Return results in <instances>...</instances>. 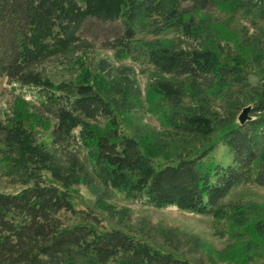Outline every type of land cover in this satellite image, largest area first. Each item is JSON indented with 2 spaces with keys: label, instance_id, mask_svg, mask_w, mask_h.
Listing matches in <instances>:
<instances>
[{
  "label": "rangeland",
  "instance_id": "rangeland-1",
  "mask_svg": "<svg viewBox=\"0 0 264 264\" xmlns=\"http://www.w3.org/2000/svg\"><path fill=\"white\" fill-rule=\"evenodd\" d=\"M212 1L216 4L181 1V11L193 21L190 30H149L138 32L135 39L168 55L211 51L228 68L242 70L239 81L210 84L162 71L144 59L121 60L113 43L123 37L124 27L96 19L90 21L76 49L35 65L28 77L54 87L93 86L115 111V123L111 126L110 118L102 117L97 123L77 125L94 135L131 136L156 164H177L213 146L207 162H223V131L238 124L242 110L253 107L264 94V20L253 21L243 10L230 13L234 0ZM43 96L35 87L22 86L16 77L0 79V145L5 146L19 130L25 133L33 147L42 149L35 158L42 164V175L61 189L68 187L75 210L96 216L99 231L121 230L191 264H264L263 187H234L206 216L173 206L159 209L145 197H129L88 174L86 151L78 139L56 135L57 120L43 110ZM167 117L203 118L211 129L204 126L198 134H185L169 126ZM0 159L2 164L8 162ZM22 189L17 177L0 171V192L17 194ZM86 216L63 214L60 222L66 227L89 224Z\"/></svg>",
  "mask_w": 264,
  "mask_h": 264
},
{
  "label": "trees",
  "instance_id": "trees-1",
  "mask_svg": "<svg viewBox=\"0 0 264 264\" xmlns=\"http://www.w3.org/2000/svg\"><path fill=\"white\" fill-rule=\"evenodd\" d=\"M181 1L0 0V79L16 77L22 86L35 87L44 95L42 108L56 118V135L78 139L91 168L88 174L104 186L132 198L145 197L159 209L173 206L206 216L236 186L264 188V94L253 106L252 120L223 131V162H207L213 146L163 166L131 136L94 135L77 125L97 123L102 117L110 118L111 126L115 123V111L93 86L54 87L28 77L35 65L76 49L90 21L96 19L124 27L123 37L113 43L121 60L144 59L162 71L210 84L241 80V69L228 68L211 51L168 55L135 39L138 32L149 30H190L193 21L181 11ZM241 10L253 21L264 20V0H234L228 9L230 13ZM167 124L185 134H198L204 126L211 129L203 118L167 117ZM25 135L19 130L5 146L0 145V157L8 161L2 164L0 159V171L17 177L23 186L17 194L0 192V264H191L121 230L99 231L96 216L75 210L68 187L61 189L42 175V164L35 160L42 149L33 147ZM63 214L86 216L90 222L62 226Z\"/></svg>",
  "mask_w": 264,
  "mask_h": 264
},
{
  "label": "water",
  "instance_id": "water-1",
  "mask_svg": "<svg viewBox=\"0 0 264 264\" xmlns=\"http://www.w3.org/2000/svg\"><path fill=\"white\" fill-rule=\"evenodd\" d=\"M253 107L248 106L246 108H244L241 112V114L238 117V121L240 125H244L246 124L248 121L252 120L251 117V111H252Z\"/></svg>",
  "mask_w": 264,
  "mask_h": 264
}]
</instances>
